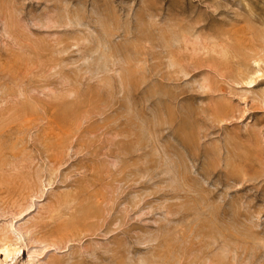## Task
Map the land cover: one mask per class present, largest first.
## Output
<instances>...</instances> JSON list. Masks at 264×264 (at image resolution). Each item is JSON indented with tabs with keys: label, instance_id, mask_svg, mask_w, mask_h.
<instances>
[{
	"label": "rangeland",
	"instance_id": "rangeland-1",
	"mask_svg": "<svg viewBox=\"0 0 264 264\" xmlns=\"http://www.w3.org/2000/svg\"><path fill=\"white\" fill-rule=\"evenodd\" d=\"M17 261L264 264V0H0Z\"/></svg>",
	"mask_w": 264,
	"mask_h": 264
},
{
	"label": "bare ground",
	"instance_id": "bare-ground-1",
	"mask_svg": "<svg viewBox=\"0 0 264 264\" xmlns=\"http://www.w3.org/2000/svg\"><path fill=\"white\" fill-rule=\"evenodd\" d=\"M16 247V246H15ZM5 255V258L8 259L10 256H12V260L16 259L18 257L19 254H22V249L16 247L15 249L13 248H7V246L5 248H3L2 250ZM16 264H30V261H25V262H21L19 263L18 261L16 262Z\"/></svg>",
	"mask_w": 264,
	"mask_h": 264
}]
</instances>
